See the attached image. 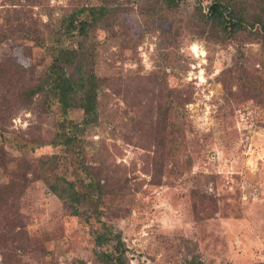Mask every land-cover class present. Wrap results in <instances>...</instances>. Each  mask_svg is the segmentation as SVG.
I'll return each instance as SVG.
<instances>
[{
  "label": "rangeland",
  "instance_id": "obj_1",
  "mask_svg": "<svg viewBox=\"0 0 264 264\" xmlns=\"http://www.w3.org/2000/svg\"><path fill=\"white\" fill-rule=\"evenodd\" d=\"M28 1L0 0V10L20 8ZM89 1L98 3V0H50L56 8H61L57 14ZM122 1L126 9L118 14L117 34L98 29L92 38L98 43V73L114 79L103 86L108 108L104 110L103 101L100 121L108 111L126 123H134L135 127L147 126L152 107L161 101V89L174 93L179 90L186 111L183 116L171 113L163 129L152 123L156 129L154 136L127 143L117 136L115 140L110 137L111 128H118L117 124L105 131L103 124L93 125L84 160L94 165L108 159V153H101L98 144L109 138L119 146L118 151L112 147V160L131 180L132 202L126 205L130 212L104 219L122 230L130 264H183L187 258L197 256L207 264H262L264 51L261 43L246 33H237L236 39L226 42L218 36L210 37L197 13V0H185L176 9H169L160 0ZM210 1L204 0L203 6ZM26 7L40 12L44 21L48 19L41 7L29 4ZM162 35L172 40L176 49L170 50L169 61L164 66L166 78L160 80V86L148 76L158 69V61L164 54L158 52ZM135 43L138 46L127 48ZM5 57L15 59L25 68L6 70L7 81L13 79L26 84L31 81V74L34 77L42 72L50 59L47 49L21 39L0 43V60ZM237 61L245 65V84L242 87L232 84L234 94H231L226 85L232 77L226 70ZM127 110L132 118L123 117ZM75 111L72 115L82 118V110ZM43 114L35 103L33 108L21 109L13 118V127L17 129H27L35 123L27 137L35 139L37 149H26L33 171L26 193L0 216V264H8V253L18 247H21L22 264H80L79 259H84L86 264H101L96 262L93 250L95 235L103 226L89 216L91 208L80 204L81 214L74 215L45 182L55 181L59 172H67L74 180L82 171L74 168L70 158L65 161L60 157L66 154L65 149L50 145L52 119L44 118ZM145 129L152 130L149 125ZM172 132L178 138L170 136ZM132 135L140 139L142 132L135 130ZM161 151L168 153L164 160L167 169L155 180L151 171ZM46 159L50 166L43 168ZM37 175L41 179L37 180ZM107 202L109 207L118 205L111 204L109 198Z\"/></svg>",
  "mask_w": 264,
  "mask_h": 264
},
{
  "label": "trees",
  "instance_id": "obj_2",
  "mask_svg": "<svg viewBox=\"0 0 264 264\" xmlns=\"http://www.w3.org/2000/svg\"><path fill=\"white\" fill-rule=\"evenodd\" d=\"M160 1L169 9H176L185 0ZM203 2L204 0H197L196 10L204 21L210 37L218 36L222 42H226L232 38L236 39L237 33H246L247 37L258 40L264 51V0H211L206 7L203 6ZM28 4L32 7H41L48 19L44 21L40 12L34 11L32 7L33 10L26 7ZM125 9L122 0H98L96 4L85 2L77 5L73 10L64 11L66 12L64 14H57L56 12H60L61 8H56L50 0H47V3L45 0H31V2L29 0L20 8L0 10V19H2L0 43L17 39L34 42L47 49L50 58L42 72L36 73L34 77L33 73L31 74V81L27 84L13 79L7 81L9 78L4 73L6 70L16 67L25 70V68L13 58L5 57L0 60V216L28 189L29 175L33 171L25 153L27 148L37 149L35 139L27 137L35 127V123L30 124L27 129H17L13 127V118L21 112V109L33 108L36 103L40 105L44 118L52 119V130L48 135L50 145L53 148L65 149L66 154L60 157L65 161L70 158L75 163L74 168L82 171V174L77 175L74 180L64 171L65 173L59 172L55 181L47 179L45 182L49 189L72 209L74 215L81 214L80 204H88L91 208L89 216L96 218L103 226V229L95 235L93 250L96 262L101 264H130L122 230L104 218L125 216L130 212V207L126 205L132 202L131 180L127 174L120 172L117 168L118 164L112 160L114 151L111 149L113 147L118 151L119 146L116 141H110L109 138L98 144L99 151L103 154L107 152L109 160L101 159L100 163L96 162L94 165L84 160L89 145L88 133L96 124H103L104 131L111 125L117 124L118 128H111L110 137L113 140L116 136L123 143L148 139L156 132L152 123L157 124L158 129H163L171 113L183 116L186 111V102L181 100L185 99L179 90L176 89L177 92L174 93L161 89V101L155 103L150 111L151 121L149 120L148 125L152 128L151 132L145 129L148 125L135 127L134 123H126L117 114L111 115L108 111L105 118L100 121L103 101L104 110L108 108V101L104 99L102 92L103 86L114 79L98 73V43L92 38L98 29L116 35L118 14ZM162 36L158 52L162 51L164 54L158 61V69L148 76L160 86V80L166 78L167 71L164 66L169 61L170 50L176 49L172 40ZM134 45L138 46V43L128 45L127 48ZM226 73L232 77L231 83L226 85L231 94L232 84L237 83L241 87L245 84L244 63L237 61L234 66L227 68ZM128 85L126 84V87ZM40 96L42 99H39ZM191 97L192 94L188 98ZM75 109L82 110V118L79 115H72L76 112ZM123 117L132 118L128 110ZM135 130L142 132L140 139L132 135ZM172 133L170 136L178 138ZM162 147L165 150V146ZM165 152L161 151L158 159L155 158V167L151 171L155 180L167 169L164 160L167 159L168 153ZM49 159L42 162L43 168L50 166ZM37 176V180L41 179L40 175ZM107 198L110 199L111 204L118 203V205L115 204V208L109 207ZM20 249L21 247H18L13 253H8V259L6 258L8 264H22ZM78 262L86 264L84 259H79ZM183 264L207 263L197 256L187 258Z\"/></svg>",
  "mask_w": 264,
  "mask_h": 264
}]
</instances>
